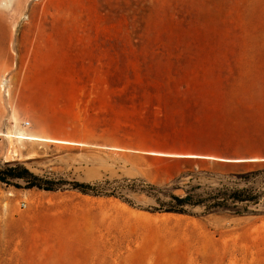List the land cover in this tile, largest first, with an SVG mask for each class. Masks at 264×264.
I'll return each mask as SVG.
<instances>
[{
  "label": "rangeland",
  "instance_id": "rangeland-1",
  "mask_svg": "<svg viewBox=\"0 0 264 264\" xmlns=\"http://www.w3.org/2000/svg\"><path fill=\"white\" fill-rule=\"evenodd\" d=\"M191 117L264 142V0H0V170L56 189L33 188L58 226L22 263L264 264V182L243 216L155 212L156 140Z\"/></svg>",
  "mask_w": 264,
  "mask_h": 264
},
{
  "label": "trees",
  "instance_id": "trees-1",
  "mask_svg": "<svg viewBox=\"0 0 264 264\" xmlns=\"http://www.w3.org/2000/svg\"><path fill=\"white\" fill-rule=\"evenodd\" d=\"M187 122L178 131L156 140L152 157L176 169L167 177L171 181L168 186L172 184L171 201L155 212L184 215L190 213L189 209L205 206L206 214L225 213L236 217L248 213V205H257L261 199L256 185L264 182V142L245 140L232 135L228 129L192 117ZM14 179L27 180L26 189L56 190L39 182L41 179L19 164L0 170V183L9 186ZM202 179L216 180L218 185H204ZM241 184L245 186L240 187ZM153 189L156 188L153 186ZM180 189L185 191L184 196L174 193ZM91 191L95 192V187L88 185L83 193L88 195ZM239 204L247 206L240 209Z\"/></svg>",
  "mask_w": 264,
  "mask_h": 264
},
{
  "label": "crops",
  "instance_id": "crops-1",
  "mask_svg": "<svg viewBox=\"0 0 264 264\" xmlns=\"http://www.w3.org/2000/svg\"><path fill=\"white\" fill-rule=\"evenodd\" d=\"M46 200L48 197L41 195L40 190H13L10 186L0 183V244H21L18 252L11 253L8 257L1 255L3 251L0 248V264H24L22 262L27 258L28 243L32 244L37 236L44 233L53 236L52 229L58 226V218L53 217L52 211L45 212L37 207L44 201L47 202ZM45 209H48V206ZM35 251L31 248L29 253Z\"/></svg>",
  "mask_w": 264,
  "mask_h": 264
},
{
  "label": "bare ground",
  "instance_id": "bare-ground-1",
  "mask_svg": "<svg viewBox=\"0 0 264 264\" xmlns=\"http://www.w3.org/2000/svg\"><path fill=\"white\" fill-rule=\"evenodd\" d=\"M15 137L19 140H24V141H47L48 139L41 137V136H36L30 133H25V132H19L15 135ZM163 220L168 221L170 218L169 216H163Z\"/></svg>",
  "mask_w": 264,
  "mask_h": 264
},
{
  "label": "built area",
  "instance_id": "built-area-1",
  "mask_svg": "<svg viewBox=\"0 0 264 264\" xmlns=\"http://www.w3.org/2000/svg\"><path fill=\"white\" fill-rule=\"evenodd\" d=\"M25 125H26V126H30V122H26ZM22 207L24 208L25 205L23 204Z\"/></svg>",
  "mask_w": 264,
  "mask_h": 264
}]
</instances>
